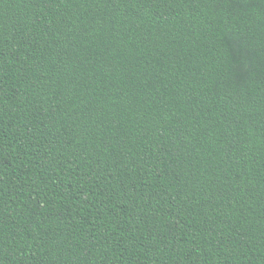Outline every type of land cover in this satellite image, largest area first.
<instances>
[{"label":"trees","instance_id":"1","mask_svg":"<svg viewBox=\"0 0 264 264\" xmlns=\"http://www.w3.org/2000/svg\"><path fill=\"white\" fill-rule=\"evenodd\" d=\"M0 264H264V0H0Z\"/></svg>","mask_w":264,"mask_h":264}]
</instances>
